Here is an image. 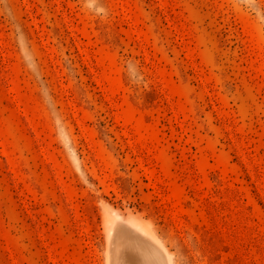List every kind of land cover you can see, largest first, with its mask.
<instances>
[{
    "label": "rangeland",
    "instance_id": "374dc122",
    "mask_svg": "<svg viewBox=\"0 0 264 264\" xmlns=\"http://www.w3.org/2000/svg\"><path fill=\"white\" fill-rule=\"evenodd\" d=\"M141 243L264 264V0H0V264Z\"/></svg>",
    "mask_w": 264,
    "mask_h": 264
},
{
    "label": "bare ground",
    "instance_id": "6f19581e",
    "mask_svg": "<svg viewBox=\"0 0 264 264\" xmlns=\"http://www.w3.org/2000/svg\"><path fill=\"white\" fill-rule=\"evenodd\" d=\"M141 245L142 246L136 249L139 252L137 253L138 256L134 257L133 261L135 264H167L165 257L158 249L152 246H146L142 243Z\"/></svg>",
    "mask_w": 264,
    "mask_h": 264
}]
</instances>
